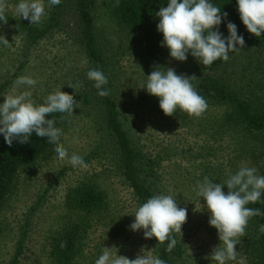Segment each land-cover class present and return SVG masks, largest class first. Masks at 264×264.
I'll return each instance as SVG.
<instances>
[{
    "label": "rangeland",
    "instance_id": "rangeland-1",
    "mask_svg": "<svg viewBox=\"0 0 264 264\" xmlns=\"http://www.w3.org/2000/svg\"><path fill=\"white\" fill-rule=\"evenodd\" d=\"M5 13L25 21L15 13L18 0H3ZM59 9L61 27L39 43L31 45L27 34L14 25H0V35L9 44L0 45V103L13 91L19 76L37 80L32 98L44 101L57 90L79 104L73 115L64 117L60 143L81 155L87 168H73L67 160L54 157V147L42 159L21 171L17 187L0 204V264H55L51 258V238L79 226L77 264H95L104 247L115 255L135 259L138 254L156 256L143 230L133 232L138 204L129 185L113 168V160L101 154L103 117L81 97L90 96L87 78L89 63L81 44L79 17L75 0H62ZM47 4V0H45ZM98 42L112 74V93L123 114L125 128L135 145L150 155L164 159L160 189L171 195L179 207L187 208L186 223L179 237L186 245L187 264H215L210 255L220 241L217 230L209 225L206 202L196 194L195 186L204 176L223 182L243 162L264 175V133L251 134L238 123L227 120V108L209 104L199 116H168L157 99L141 86L155 65L172 67L188 76L202 72L225 81L251 104L264 102V50L245 48L234 52L229 65L206 68L190 54L184 62L162 57L142 56L136 37L122 27L106 5V0H91ZM56 6L47 9L37 26H45ZM79 82L78 87L74 85ZM4 85L3 88H1ZM20 86L17 92L25 90ZM74 91H72L71 89ZM78 129L79 142H73ZM4 137L0 135V140ZM96 184L106 196V205L98 213H84L67 201L69 192L82 183ZM227 186L224 187L226 193ZM246 233L237 244L238 260L250 264L245 244ZM236 264V262H228Z\"/></svg>",
    "mask_w": 264,
    "mask_h": 264
},
{
    "label": "clouds",
    "instance_id": "clouds-1",
    "mask_svg": "<svg viewBox=\"0 0 264 264\" xmlns=\"http://www.w3.org/2000/svg\"><path fill=\"white\" fill-rule=\"evenodd\" d=\"M61 2L47 0L45 4V0H18L15 13L34 25L47 15L48 8ZM236 3L247 31L256 37L264 34V0H236ZM156 16L159 18L157 31L163 35L161 46L166 47L169 56L179 62L186 61L190 54L198 63L210 68L214 62H227L230 52H239L245 45V38L243 34H238L237 25L227 19L228 13L222 12L213 0H168L167 6H161ZM0 22L7 23L3 0H0ZM225 22L227 36L219 30ZM8 44V39L0 35V45ZM146 77L141 89L159 99V106L165 115L172 116L179 109L199 116L207 109L206 99L193 86L192 81L197 79L195 76L177 74L172 67L155 65ZM87 78L94 82L98 96L110 94L105 87L108 79L101 69L90 68ZM36 84L37 80L31 76H19L13 82V91L3 96L4 101L0 103V135L9 146L14 141L28 143L33 134L47 138V142L54 145L56 159L67 160L73 168H87L88 164L81 155L73 153L69 156L68 150L60 143L63 134L56 127L57 117L73 115V109L79 103L61 89L48 94L43 103H37L31 91ZM20 86H26L25 90L17 92ZM78 86L79 82L74 85ZM74 132L77 134L73 136V142L78 143V129ZM225 186L228 189L226 193L223 190ZM195 191L206 202L210 212L209 225L217 230L220 241L211 252V261L215 264H243L242 260H238L236 246L245 234L249 219L261 215L259 208L248 205L261 201L264 175H259L256 167L242 162L238 170L223 182L217 183L204 176L196 182ZM187 215V208L179 207L171 195L154 194L137 208L129 229L133 232L143 230L145 239L154 237L157 245L168 241L166 251L172 252L177 244L173 233H182ZM259 231L264 233V224L259 226ZM112 249L104 247L95 264H166L159 256L151 255V251L146 254L142 249L143 254L129 259L117 254L113 257Z\"/></svg>",
    "mask_w": 264,
    "mask_h": 264
},
{
    "label": "trees",
    "instance_id": "trees-1",
    "mask_svg": "<svg viewBox=\"0 0 264 264\" xmlns=\"http://www.w3.org/2000/svg\"><path fill=\"white\" fill-rule=\"evenodd\" d=\"M222 12H227V19L237 25L238 34L245 38V48L264 50V34L259 37L249 33L242 23L236 0H213ZM168 0H106V5L113 13L117 22L128 30L138 40V46L142 56L151 58L162 57L169 53L166 47L161 46L162 33L157 31L159 18L156 12L161 6L166 7ZM63 3L56 5L54 11L45 26L31 25L25 21L6 14L7 23L0 25H14L27 34L31 45L39 43L52 32L61 27L59 9ZM75 11L79 17L80 40L90 68L101 69L108 79L105 87L110 90L106 97L96 94L94 82H90V96L84 92L81 101L84 105H92L102 115L104 127L102 132L101 154L107 155L113 160L114 169L129 185L138 207L146 202L154 194H163L160 189L161 165L164 159L156 154H147L136 146L123 121L124 117L120 106L112 93V74L106 61L104 51L98 42L95 22L93 19L91 0H75ZM219 30L228 35L226 22L219 26ZM239 47V46H238ZM233 52L229 53L227 62L217 61L211 68L229 65ZM197 79L192 81L196 91L203 96L207 105L222 104L227 108V120L238 123L251 134L264 133V102L253 105L243 97L235 93L225 81L207 73L190 75ZM4 85L1 87L3 88ZM159 103V99L155 97ZM264 99V97H262ZM39 101L37 103H43ZM56 116V114H52ZM188 116L184 111L177 110L173 116ZM64 117H57L56 127L62 132ZM54 147L47 142V138L32 135L28 143L14 141L9 146L4 138L0 140V204L4 203L17 187L19 175L22 170L38 162L45 157ZM228 189H226V192ZM69 205L84 213H98L106 205L105 193L94 183H82L67 196ZM248 207L259 208L261 215L251 217L245 229L246 253L250 264H264V233L259 231V226L264 224V195L261 201L249 204ZM79 226L71 225L70 229L51 238V258L55 264H77L79 254L78 231ZM177 244L172 252L166 251V245H157L158 241L153 237L148 239L155 255L163 259L166 264H187V249L179 234L173 233Z\"/></svg>",
    "mask_w": 264,
    "mask_h": 264
}]
</instances>
